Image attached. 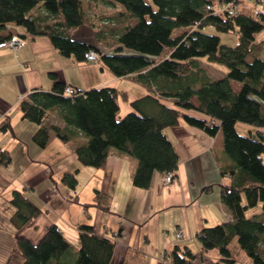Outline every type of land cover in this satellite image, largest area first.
<instances>
[{"label": "trees", "instance_id": "1", "mask_svg": "<svg viewBox=\"0 0 264 264\" xmlns=\"http://www.w3.org/2000/svg\"><path fill=\"white\" fill-rule=\"evenodd\" d=\"M238 1L0 0V42L15 34L25 40L28 35H45L60 54L80 62L86 60V52L96 50L101 65L112 74L148 90L120 115L118 91L112 85L87 89L71 85L70 94L65 91L70 84L50 71V89L33 86L16 105L22 119L37 124L32 140L40 148L51 131L65 143H73L82 133L84 140L72 148L81 164L103 167L115 149L136 159L132 184L148 188L154 171L174 173L180 163L164 127L177 125L182 118L211 137L219 132L230 160L219 165L221 175L229 178L220 183L219 198L231 217L197 231L201 252L216 248L221 257L213 264H234L230 244L235 239L254 263L264 264V36H257L264 29V12L246 8L248 1L258 0L239 1L237 10L229 11L228 3ZM100 5L107 10H99ZM6 24L23 31L3 33ZM84 25L93 29V40L73 36ZM207 25L235 32V44L221 43L218 33L205 31ZM200 56L226 64L227 71L211 75ZM231 80L240 87L234 89ZM143 102L155 111L146 112ZM53 115L56 121L50 123ZM9 118L5 114L0 120L1 132L14 129ZM239 121L254 129L242 134L236 126ZM11 157L10 150L0 146V167L11 163ZM77 171L66 170L61 176L73 190ZM209 189L207 185L203 190ZM93 198L83 204L85 209L90 204L110 209V197L99 189H94ZM9 201L15 207L10 220L17 228L41 213L24 190L12 189ZM259 203L261 209L246 216V210ZM77 229L78 246L55 223L48 224L36 242L16 235L12 249L19 255L18 264L112 263L115 238L98 235L87 222ZM121 230L115 235L120 237ZM126 250L122 264H144L141 253ZM167 255L173 264H191L194 258L191 247L180 244Z\"/></svg>", "mask_w": 264, "mask_h": 264}, {"label": "crops", "instance_id": "2", "mask_svg": "<svg viewBox=\"0 0 264 264\" xmlns=\"http://www.w3.org/2000/svg\"><path fill=\"white\" fill-rule=\"evenodd\" d=\"M249 3L252 4L249 5ZM246 6V8L256 7L257 10L260 9L264 12V0L248 1ZM91 30L93 29L90 28L87 37L93 40ZM7 31L15 34L22 32L23 29L13 24H6L3 33ZM73 36L78 39L85 37L75 33ZM26 39V44L16 48L0 46V78L5 76L3 71L7 72V75L14 73L13 87L8 90L7 94L4 89L0 90V120L5 114L8 115L10 108L13 107L12 104L18 103L19 99L28 93L31 87L41 86L49 90L53 85L49 75L50 71L57 73L59 79H63L70 86L80 89L112 85L118 91L120 115H125L131 109L130 103L133 99L145 96L148 91L141 84L134 83L132 79L112 74V71L102 66L99 60L80 62L75 61L71 56L60 54L45 35L37 37L28 35ZM216 73L213 75L217 77L224 74L218 69ZM231 85L234 89L240 87L239 83L233 80H231ZM141 106L146 112L155 111V108L147 102L146 104L143 102ZM21 119L22 117L20 119L16 117V124L24 121ZM25 124L30 137H32L37 124L34 122ZM236 126L242 129L253 128L238 122ZM163 131L174 142L180 163L170 184L163 182L164 174L154 171L148 188H139L132 184L131 174L137 166L136 159L119 153L115 149L109 152L103 167L95 168V166L81 164L72 148L84 140L85 135L82 133L75 137L73 143L66 144L55 139L57 136L54 133H50L49 141L44 148H40L32 140L35 145L31 143L33 146L31 152L32 155L35 154L31 157L27 153L30 160L27 159L28 157L25 158L24 165L21 166V169L19 168L22 175L29 170L27 167L32 164L31 162H42L47 159L49 164L45 162V170L40 176L38 173H33L23 182L14 184L15 188L13 189H19L21 184L27 196V190L33 191V194L36 193L37 195H34L35 203L40 207L41 213L31 222L19 228L15 227L9 218L7 228L10 233L8 241L11 243V247L15 246L14 238L19 234L36 242L50 223L58 225L66 238L78 246V224L87 222L92 225L98 235L103 234L117 240L110 264H122V257L129 247L144 256V264H173L167 253L174 248L175 244L191 247L194 254L191 264L217 262L221 257L218 250L212 248L206 253H202V246H200L196 233L202 227L216 225V223L226 221L231 217V213L219 198L220 183L229 179L227 175L224 177L221 175L219 165L230 162L223 152L221 135L218 132L211 137L203 129L189 126L182 118L179 124L166 126ZM12 136L20 145L22 138L14 133ZM53 144L61 147L60 150L55 152L51 150L52 153L45 156L44 151L51 148L50 145ZM13 153L12 151L11 163L0 167L1 193L5 187L12 186L13 182L17 181L12 172ZM71 165L78 169L80 177L81 173L84 176V179L80 178L82 186L71 190L72 193H75L74 196H71L70 192L64 194L65 187L58 188L56 181L46 184L41 192L36 190L40 180L44 181V178L51 177L54 170H59L56 173L71 171ZM18 176L20 177L21 174ZM207 185L210 186V189L203 190ZM94 189H99L106 197H110L109 210L100 206L96 207L93 204L88 205L85 209L83 204L94 200ZM10 192H12L11 189ZM10 197L7 199L8 202H10ZM30 198L34 201L32 197ZM10 203L12 205V202ZM74 204H80L82 208L76 207ZM71 208H73V213L69 210ZM14 209V206L9 208L11 215L14 214ZM86 214L89 216L87 217ZM120 229L122 232L119 237L115 234ZM179 231H181V237L177 236ZM34 233H36V237L32 236ZM230 245L232 255L236 259L234 264H256L248 257V254L240 249L235 239L231 241ZM17 258L19 257L17 256ZM19 262L20 258L16 264Z\"/></svg>", "mask_w": 264, "mask_h": 264}, {"label": "rangeland", "instance_id": "3", "mask_svg": "<svg viewBox=\"0 0 264 264\" xmlns=\"http://www.w3.org/2000/svg\"><path fill=\"white\" fill-rule=\"evenodd\" d=\"M251 4L252 3H249V5H251ZM99 7H100L99 10H102V9L107 10V8H108L107 6H103V5H100ZM89 30H90V27H88V25H84V26L79 27V30L75 31L74 33L76 35L80 34L81 36H85L83 38L88 39L87 35H88ZM206 30L209 32H212V33H216V34L218 33L220 35L221 43H225L227 45H234L235 44V40H236V33L235 32H232V31L228 32V33L222 32V31L216 30L215 27L209 26V25H207L205 27V31ZM257 36H258V38H260L261 36H264V29L260 33H258ZM88 40H90V39H88ZM199 59H200L202 65H204L205 68H207V71H209L212 75L217 74L216 73L217 69L223 71L224 73L227 71V65L222 63V62H217L216 60L209 59V58H207V56H200ZM6 73L7 72L3 71V74L5 76L0 78V90L4 89L6 91L5 93L7 94L8 90L10 88H12L14 85V81L12 78L14 76L13 75L14 73L9 74V75H7ZM12 105H13V107L10 108L7 116L10 117L9 120H10V123L14 129L10 132L6 131L5 133L0 131V146L8 148L10 150L11 155H12V151L14 152L13 153L14 161H13V167H12L13 171L12 172L15 175V178L17 181L13 182L12 186L10 185L9 187H5L2 193L0 192V264H16V261L19 260V258H17V256L19 257V255L16 252L15 253L13 252V249L11 247L12 245L8 241V236L10 235V233H9L8 228H7V225H8L7 223H8L9 218H10L8 216L11 215V211L9 212V208L12 207L11 203L7 201L8 197H10L11 193H12V192H10V189L12 190L13 188H15L14 184H16L17 182H23L24 179H27L29 176H32L33 173H38V176H40L42 174V171L45 170V167H46L45 162H47L49 164V162L47 161L46 158H45L46 160L43 159L45 161H42V162H39V161L31 162L32 164H30L27 167V169H29V170L25 171L24 174L22 175V172L20 169H21V166H23L25 163V160H26L25 158L28 157L27 153H29L31 157L34 156V154H35L34 153L32 155L31 150L33 149L32 148L33 146L31 143L34 144V142L32 141V137H30L29 131L27 130L28 128L26 127V124H25V123L30 124V123H32V121L29 122V120H27V119H21L24 121L20 122V123L18 121L19 124H16L17 123V121H15L16 117L18 119L21 118L20 114H19L20 112L17 109L18 108L16 106L17 103L16 104L13 103ZM15 115H16V117H13ZM56 117L57 116H55V115L49 117V121L51 123H52V121H56ZM238 123H241V122L239 121ZM241 124L247 125L246 123H241ZM248 130H249V128H243V129L241 127L238 128V131L241 132L242 134L243 133H249ZM12 133L16 134V136L19 135V137L22 138L20 145H19V142H17V140L14 139V136H12ZM52 133H54V132L51 131V134ZM55 139L60 141L59 137H57ZM61 142H62V140H61ZM62 143L66 144L65 142H62ZM27 145L29 146L28 148H27ZM23 147H24V150H22ZM34 147H37V146H34ZM50 147L51 148L44 151L45 156H47L48 154H51L53 151L55 152L57 150H60V148H61V147L54 145V144L50 145ZM42 148H44V147H42ZM51 150H52V152H51ZM27 159H29V157ZM50 162H52V159H50ZM77 165H79V164H77ZM70 167L72 169L76 168L73 165H71ZM72 169H71V171H75ZM58 171L54 170V173L52 174L51 177L44 178V181L40 180L39 183L37 184L36 190L41 192V189H44L46 184H51L52 181H56L58 188H61V187L64 188L65 187L64 188L65 191H63L64 194L66 192H70L71 196H74L75 193L71 192V190H73V189H70L66 184L64 185V183L62 182L61 176H62L63 171L56 173ZM18 174H21V176L19 177ZM76 176H77V178L79 176V178H78L79 181L77 183L76 188L81 187L82 181L80 180V178L84 179V176L81 173V177H80V175H78V171H77ZM19 189L23 190V186H21V184L19 185ZM27 193H28L29 198L32 197L35 201L34 195H37V194L36 193L33 194V191H28V190H27ZM71 196H70V198H71ZM74 206L82 208L81 207L82 205H80V204L79 205L74 204ZM73 208L69 209L70 212H72V213H73ZM260 209H261V203H259L257 207L255 206L254 208H248L246 210V215H250L254 212H258ZM32 236L36 237L37 235H36V233H34ZM39 236H41V235H39ZM37 238H39V237H37ZM75 244H77V243H75Z\"/></svg>", "mask_w": 264, "mask_h": 264}, {"label": "built area", "instance_id": "4", "mask_svg": "<svg viewBox=\"0 0 264 264\" xmlns=\"http://www.w3.org/2000/svg\"><path fill=\"white\" fill-rule=\"evenodd\" d=\"M239 1H242V0H239ZM239 1L237 2V4L236 3H234V2H230V3H228V6H230L231 8L229 9V11H231V12H234V11H236L237 10V6H238V4H239ZM253 10H255L254 12H258V10L255 8V9H253ZM22 44H26V40L25 39H23V38H21L20 36H18L17 34H15V35H12L8 40H6L5 42H0V46H11V47H18V46H20V45H22ZM85 58H86V60H88V61H98V58H97V52H96V50H91V51H88V52H86L85 53ZM65 91L67 92V93H70L71 94V92L73 91V88L72 87H70V85H66V87H65ZM173 174L174 173H172V172H166V174L165 175H163V182L164 183H166V184H170L171 183V181L173 180ZM177 236L178 237H181V231H179L178 233H177Z\"/></svg>", "mask_w": 264, "mask_h": 264}]
</instances>
